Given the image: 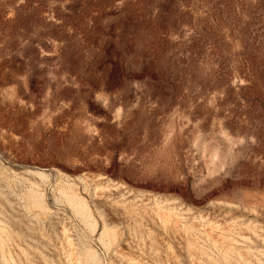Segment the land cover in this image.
<instances>
[{
    "label": "rangeland",
    "instance_id": "rangeland-1",
    "mask_svg": "<svg viewBox=\"0 0 264 264\" xmlns=\"http://www.w3.org/2000/svg\"><path fill=\"white\" fill-rule=\"evenodd\" d=\"M0 240V264H264V0H0Z\"/></svg>",
    "mask_w": 264,
    "mask_h": 264
},
{
    "label": "bare ground",
    "instance_id": "bare-ground-1",
    "mask_svg": "<svg viewBox=\"0 0 264 264\" xmlns=\"http://www.w3.org/2000/svg\"><path fill=\"white\" fill-rule=\"evenodd\" d=\"M64 182V181H63ZM99 185V184H98ZM69 190V187H67ZM63 190V189H62ZM65 190V189H64ZM64 193V192H63ZM62 193V194H63ZM67 198V200L70 203H73V208L75 209L76 214L80 217L81 221L85 224V226H88L90 229H94L95 228V224L93 221H91V215L89 214V211L87 209L86 204L83 201H80L75 195L71 194V193H66L65 196ZM114 202V200H113ZM119 204V203H118ZM121 204V203H120ZM130 204V203H129ZM127 206V205H125ZM127 210V209H126ZM159 211V210H158ZM132 212V211H131ZM171 213V212H170ZM165 214V213H163ZM168 214V213H167ZM166 214V215H167ZM162 216V215H161ZM168 218V217H167ZM170 219V218H169ZM164 220V219H163ZM126 221V220H125ZM141 224V223H140ZM66 231V230H64ZM92 232V231H91ZM4 237V236H3ZM100 238V239H99ZM98 238V240H100L99 242L103 243L106 242L107 245L114 240V236L111 234V231L105 229L104 231H102L100 237ZM67 239V238H66ZM1 241V240H0ZM4 241V240H3ZM69 241V240H68ZM70 243V242H69ZM5 244V243H4ZM86 245V243H85ZM70 246V245H69ZM104 247H106L104 245ZM66 248V247H65ZM154 248V247H153ZM2 249V247H1ZM226 249V248H225ZM81 250V248H80ZM227 251V249H226ZM224 251V252H226ZM231 251V250H230ZM6 252V251H5ZM76 252V251H75ZM227 253V252H226ZM223 254V253H222ZM71 255V254H70ZM69 255V256H70ZM229 255V254H228ZM226 256V255H225ZM76 257V256H74ZM75 259V258H74ZM76 259L78 260L77 264H99V258L97 256V254L95 253V251H93L89 247L85 248L83 251H81ZM227 260V259H226ZM135 264V263H134Z\"/></svg>",
    "mask_w": 264,
    "mask_h": 264
}]
</instances>
